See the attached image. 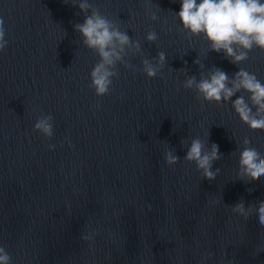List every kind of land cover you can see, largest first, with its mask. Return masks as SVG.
<instances>
[{
	"label": "clouds",
	"instance_id": "clouds-1",
	"mask_svg": "<svg viewBox=\"0 0 264 264\" xmlns=\"http://www.w3.org/2000/svg\"><path fill=\"white\" fill-rule=\"evenodd\" d=\"M66 3L69 0H65ZM75 5L76 0H72ZM180 11L176 14L181 22L182 29L190 36L203 37L207 40L212 51H223L232 63L239 65L248 59V52L254 47L264 50V2L262 0H180ZM78 7L82 12L92 9L89 0H80ZM155 18V17H153ZM75 30L83 37V43L100 57L99 62L90 73L91 87L96 95L103 96L109 92L112 84L111 77L118 73L112 71L116 63L122 60L121 53L124 47L133 43L126 32L120 31L119 27L102 15L98 9L86 15L84 22L76 24ZM157 35L150 32L147 40L155 41ZM137 50L139 43L135 42ZM7 45L5 40L4 20L0 18V51ZM165 54L158 53V64L162 67ZM144 72L149 78L157 75V67L150 61L144 60ZM228 75L215 69L207 78L199 82L195 77L187 79L185 88L195 86L197 92L207 101L220 102L230 100L241 90L249 93L252 107L245 101L243 96L233 101L235 112L241 121L248 125L251 130H264V83L244 69H240L231 80L229 86ZM256 112L253 113L252 108ZM52 117L45 116L37 120L35 129L46 137H51ZM246 145L239 155V172L241 179L258 180L264 176V155L255 148L247 146L250 141L245 138ZM206 144L199 138L191 140L184 159L194 163L201 175L208 179H215L219 172L212 170L214 161L221 159L219 147L215 143L210 150H205ZM165 162L174 165L179 157L173 150H166ZM234 212L247 218L251 210H245L243 202L233 208ZM259 223L264 225V201H260L256 208ZM84 239H89L85 236ZM0 264H11V256L3 246H0Z\"/></svg>",
	"mask_w": 264,
	"mask_h": 264
}]
</instances>
